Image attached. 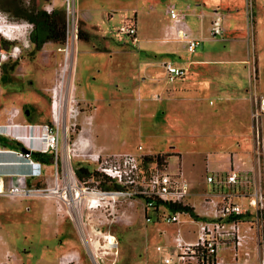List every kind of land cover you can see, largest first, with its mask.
I'll return each instance as SVG.
<instances>
[{
  "label": "rangeland",
  "instance_id": "1",
  "mask_svg": "<svg viewBox=\"0 0 264 264\" xmlns=\"http://www.w3.org/2000/svg\"><path fill=\"white\" fill-rule=\"evenodd\" d=\"M63 1L55 0L54 7L63 9ZM184 1L203 4L206 12L215 8L223 13L228 11L226 25L243 26L245 50L238 46L237 53L241 55L245 51V57L209 61L218 65L214 72L232 74L239 77L240 82L242 80L240 93H236L234 86L227 88L228 95L221 98H216L217 93L205 95L206 91H200L197 100L192 93L184 94L175 88V81L171 83L165 79L164 61L186 64L206 52L217 53L224 44L204 40L193 53H189L185 46L178 47L181 58L159 53L153 44L146 42L145 35L156 32L159 14L164 10L162 2L156 3L153 11L149 9L155 14V26L147 13L140 16L138 12V41L132 44L116 30L125 18L132 15V8L141 11L144 7L147 11L148 3L141 0H81L85 11L94 15V19L88 22L90 31L95 29L90 25H96L109 37L105 40L108 41L106 50H100L101 40L95 38L81 40L75 48L70 46L61 50L63 47L59 44L47 42L34 50L28 40V27L5 28L10 34L23 32L18 39L8 40L0 35V48L7 53L15 45L19 46L16 57H9L3 63L5 68L2 67L0 74V77L7 76L6 82L0 78V135L6 139V147L17 150L19 147L13 142L19 141L30 146L40 143L39 150L45 147L47 133L52 132L58 138L57 165L38 161L40 163L32 167L29 159L25 162L13 159L16 157L12 154L1 165L9 171L26 167L19 172L25 176V182L47 188L51 194L20 199L0 196V263L52 264L57 252L67 245L77 248L82 264H96L97 256L98 264H111L113 259L116 264H164V255L176 256L170 238L176 225H166L161 220L146 221L141 198L119 195L113 200L100 196L99 201L91 202L90 194L85 192V197H80L75 193L79 188H75L71 197L62 195L64 186L75 187L72 183L85 187L88 192L95 189L97 180L90 178L82 183L74 172L79 165L95 169L96 164L88 156L90 153L136 152L140 145V152L162 155L166 170L182 172L191 185L189 201L198 211H201L199 194L210 187L203 182V165L207 157L224 155L219 165L226 169L227 157L235 153L243 171L251 174L252 169L257 172L260 167L264 175V0H253L249 20L245 0ZM15 3L26 6L33 3L37 9H43L51 2L15 0ZM0 13L5 17L4 27L6 24L28 23L10 17L4 11L0 10ZM185 22L192 30L201 27L205 36H209L208 18L200 20L187 16ZM82 29V22L78 20L77 31ZM227 37L235 40L239 35L231 32ZM162 40L184 41L170 33ZM26 43L29 45L24 46ZM225 43L229 48L227 41ZM93 46L97 51H85L94 49ZM232 47L231 53L234 54L235 47ZM77 54L78 65L73 79ZM145 69L154 71V75L149 77ZM188 73L191 75L190 70ZM150 83H155L156 90ZM163 85L168 88L160 90ZM60 89L65 109L70 113L66 129L54 119L50 106L52 95L60 94ZM173 101L176 102L172 104ZM12 108L18 109L14 122H20L22 126H8V111ZM93 139L104 147L95 145ZM66 165L72 175L71 185L66 179ZM56 184L59 193L53 195ZM66 209L73 213L74 221L66 214ZM186 228L184 226L183 231ZM189 228L196 229L195 226ZM91 229L115 237L116 246L108 249L110 254L100 253L104 250L101 248L94 249L96 252L88 250L86 243ZM188 236L194 238L195 235ZM157 245L161 246V251L156 249Z\"/></svg>",
  "mask_w": 264,
  "mask_h": 264
},
{
  "label": "built area",
  "instance_id": "2",
  "mask_svg": "<svg viewBox=\"0 0 264 264\" xmlns=\"http://www.w3.org/2000/svg\"><path fill=\"white\" fill-rule=\"evenodd\" d=\"M62 5L66 14L65 48L63 46L61 49L64 50L71 48L72 41L77 38V18L74 0H64ZM245 7L246 17L249 20L253 12V0H245ZM43 9L50 13L54 6L49 3ZM189 9V5H186L184 10L178 9L174 3L165 5V11L171 21L169 33L184 40L188 50L193 51L200 44V40L190 37V29L185 22L186 10ZM223 19L224 13L222 11L217 8L212 9L210 22V36L212 38L223 35ZM15 25L18 24H6L5 28L7 30L18 29L10 27ZM27 25L30 26L28 27L29 33L32 24L27 23ZM116 31L130 37L132 41H136V29L133 23H122ZM28 45L29 43L24 44V46ZM15 48H19V46L15 45L10 53L1 48L0 52L7 55L8 58L16 57L17 53L14 54L13 52ZM4 62L0 63V74ZM162 67L165 79L171 83L185 74L183 67L170 61H164ZM16 114H18L17 108L8 111L7 119L10 120L8 126L20 125L19 122H14ZM26 147L29 152L24 153L19 149H9L0 142V156L5 157L13 154L19 159H29L32 167L38 165L40 162L33 161L30 155V151L35 149ZM140 149L142 148L139 145L137 152L102 153L98 151L88 154L96 164L94 171L110 183L108 188L98 187L99 180H97L95 189L88 192L85 187L76 183H73L75 187H72L70 181L69 185L71 186H64L62 195L71 197L75 188H81L83 192L93 196L90 199L91 202H97L98 198L103 196L101 194L104 193L113 194L111 197L113 200L119 195L141 198L144 207L143 217L146 221L161 220L166 225H176L175 232L170 235L176 256L164 255L162 259L164 264H264V177L260 167L257 172H253L252 169L251 174H242L240 169L234 165L229 166L224 173L206 174L204 181L210 188L204 189L199 194L201 196L199 203L201 211H198L189 201L191 186L183 173H171L166 170L165 164L158 165L155 161L144 162V156L149 154L140 152ZM36 150L38 149L36 148ZM39 150H48L52 153L53 164L57 165V136L52 132L47 133L45 147ZM4 163V160H0V165ZM67 175H69L68 171ZM69 177L71 178L72 175L70 174ZM90 178L94 179L93 177L88 179ZM87 180L82 183H86ZM114 185L119 186V188H115ZM57 186L56 184L53 195L59 193ZM46 189L26 183L25 176L21 173L0 172V196L2 197L20 199L51 194ZM168 204H190L194 213L196 212V217L183 211H172ZM184 226L187 227L186 231H183ZM190 226H195L196 229L191 230ZM189 234L195 235L194 238L189 237ZM156 249L162 250L160 245H157ZM95 261L98 264V256ZM60 263L69 264L65 263L64 260H61ZM0 264L9 263L5 261ZM111 264H116V259H113Z\"/></svg>",
  "mask_w": 264,
  "mask_h": 264
},
{
  "label": "crops",
  "instance_id": "3",
  "mask_svg": "<svg viewBox=\"0 0 264 264\" xmlns=\"http://www.w3.org/2000/svg\"><path fill=\"white\" fill-rule=\"evenodd\" d=\"M50 2L53 4V6H55V0H50ZM141 2L148 3L147 4L148 10L144 11V7H141V11H138V9L134 7V8H132V15H130L129 18H125V21L123 22V23H125V22L129 21V23L131 22L135 26L136 41H132V39L130 37L125 35L126 38L130 39V42L132 44L137 43V41H138L137 28H136V18H137L138 12H139L140 16L147 13L150 17V20L152 21L151 24H154V26H155L156 25L155 24V21H156L155 14H154V12H151L149 9H151L153 11L156 3H159V2L163 3L164 10H163V14H161V13L159 14L156 32H152V33L149 32L147 35H145L146 42L153 44L155 49L160 50L159 53H163L166 55H179V53H180L179 49L180 48H178V47L185 46L189 53H193L195 51V49L197 48V46H196L193 51H190V50H188L187 44L184 41L174 43V42H168V41L162 40L164 38V36L168 35L170 30H171L170 29L171 21L169 19V15L165 11V5L167 3H174L175 6L180 10H184L186 5H189L190 9L186 10V17L187 16H195V17L199 18L200 20L205 18V17L208 18V30L207 31L209 33V36H205L203 29L201 27H199L195 30H192L189 28L190 32H191L190 37L199 39L200 43L204 40H208V41H220L224 44L222 49L220 51H218L217 53L206 52V53L202 54V56L197 58V59L189 60V62L186 64H178V63L172 62L175 65L181 66L185 69V74L182 77L176 79L175 82L173 83L175 85V88H178L184 94L185 93H192L193 95H195L197 100L200 99L199 98V96H200L199 92L200 91H206L205 95H209L211 93H214L216 95V93H217L216 98H221V97H225L226 95H228L229 92L226 91L227 88H231L234 86V88H237L236 93H240L239 87L241 85L242 80L240 82V78L235 76V75L233 76L232 74H224V73L214 72V68L218 65L216 63L209 62L215 58L229 59L230 57H234L233 59H236L237 57L238 58L245 57L244 56L245 51L241 55L237 53L238 52L237 51L238 46H241L242 50H245V48H243L244 46L242 44L245 42L244 41L243 26L242 25H234V26L230 27V26L226 25V23H225L226 18L225 17L230 14V13H228V11L224 12V19H223L224 32H223V35L220 37L212 38L210 36V22H211V17H212V10H210L209 12H206L203 8L204 7L203 4H200V3L190 4V2H186L184 0H141ZM82 4H84V3H81V0H80V2H76V0H74V7H75V13H76L77 21L80 20L82 22V28H83L82 31L86 32L89 35V38L88 39L76 38L75 40L72 41L71 47L75 48L76 45L80 44L81 40L82 41L83 40L89 41L90 39L95 38L96 40H99V39L101 40L102 44L99 47L100 50L108 49L106 46V44H108V41H105V40L109 39V37L102 34L105 30L101 29L100 27H98L96 25H94V26L90 25L91 28L92 27L95 28L94 32L90 31L88 22H90L91 20L94 19V15L91 12L87 13L85 11L84 5H82ZM92 6L94 7L93 4H92ZM54 8H56V7H54ZM259 22L262 23V21H259ZM263 23H264V21H263ZM231 32H235L237 35H239V37H237L235 40H231L230 38L227 37V36H229V34ZM104 38H106V39H104ZM226 41H227V45L229 46V48H226L227 47L226 43H225ZM73 44H74V46H73ZM232 46L235 47L236 53L234 52V54L231 53V51H232L231 49H233ZM93 47H94V49H92V50L87 49L85 51H92V52H93V50L97 51L95 49L96 47L95 46H93ZM169 52H171L172 54H170ZM179 57L181 58L180 55H179ZM77 65H78V54H77V57L75 56L73 79H75V77H76V66ZM188 70L191 71V75H189ZM145 71L149 77H152L154 75V73H153L154 71L151 72L150 70L148 71L147 69H145ZM163 73H164V71H163ZM150 86L155 87L156 85H155V83H150ZM151 87H150V89H151ZM165 88H168V86L163 85V86H161L160 90L165 89ZM153 89L156 90V87ZM139 91L140 90H138V93H139ZM74 92L76 93V86L75 85H74ZM82 96L84 97V94H82ZM177 97H179V96H177ZM175 102L176 101H173L171 103L173 104ZM29 128H30V126H29ZM94 141L95 140L93 139L92 142L94 143ZM25 145L29 146V147H34V148H40L39 147L40 143L39 144L33 143L32 146L25 143ZM95 145H100V144L98 141L97 142L95 141ZM100 146L104 147V145H100ZM149 155H155V154L149 153ZM7 158H8L7 156H5V157L0 156V160L7 161ZM224 158H225L224 155L218 157L216 154L212 155V157H207V159L205 160V163L203 165L204 166V179H205V175L208 173H224L226 171V169H228V168L223 169L221 167V165H219V162ZM227 158H228V161L226 164L228 165V167L234 165L240 169L242 174L247 173V171H243L244 169L240 168V165L237 162L238 161L237 159H239L238 154L233 153L232 155H229ZM13 159H19V158L16 157ZM19 160H22L25 162L24 159H19ZM29 163H30V161H29ZM30 164H29V168L31 166ZM190 164H191V166L193 165L192 163H190ZM166 167H167V165H166ZM25 168L26 167H22V168H17V169L9 171L7 169V167L3 168V166L0 165V172H4L7 174L19 173V172H22V170ZM203 182H204V185H207L204 180H203ZM92 242L93 241H89V243H86V246L88 247L89 251H90V249L93 251L95 249ZM61 260H64L65 263H69V264H82V259H81L80 253L77 250V248L74 246H68L67 245L66 248H63L62 250L57 252V254L54 256V262L52 264H61L60 263Z\"/></svg>",
  "mask_w": 264,
  "mask_h": 264
},
{
  "label": "trees",
  "instance_id": "4",
  "mask_svg": "<svg viewBox=\"0 0 264 264\" xmlns=\"http://www.w3.org/2000/svg\"><path fill=\"white\" fill-rule=\"evenodd\" d=\"M14 3L15 0H0V10L6 12L10 17L22 19L32 24L29 40L33 44L34 50L40 49L47 42L57 43L60 47L64 46L66 38V14L63 9L54 8L50 13H47L44 9H37L33 3L29 6ZM77 37L78 39H88L89 35L82 30H78ZM2 67L5 68V65L3 64ZM0 78L4 82L7 81L6 75H1ZM0 142L6 144V139L1 135ZM13 144L17 147L22 146V143L19 141H14ZM30 155L33 159L45 164L54 162L53 154L46 151L31 150ZM146 161H155L158 165L165 164L162 155L159 154L144 156V162ZM74 172L80 181H85L89 177L99 180L100 187L103 189L108 188L110 184L106 178L101 177L98 172L86 166H76ZM114 187L119 188L117 185H114ZM168 207L172 211H183L196 217L194 209L190 205L168 204Z\"/></svg>",
  "mask_w": 264,
  "mask_h": 264
},
{
  "label": "bare ground",
  "instance_id": "5",
  "mask_svg": "<svg viewBox=\"0 0 264 264\" xmlns=\"http://www.w3.org/2000/svg\"><path fill=\"white\" fill-rule=\"evenodd\" d=\"M52 103H51V110H52V114L54 115V119H57L60 123V125H62L63 128L66 129L65 125L66 123L68 122L69 120V116H70V113L65 109V103L63 101V96H62V89H60V94L58 92V95H56L55 93L52 95ZM65 101H67L66 99H64ZM71 100V99H70ZM62 101V102H61ZM69 102V101H68ZM62 105V107H61ZM61 107V108H60ZM71 119V118H70ZM70 123V122H69ZM15 125V124H14ZM10 126H13V125H10ZM9 126V127H10ZM3 127H6V126H3ZM25 139H26V136H25ZM32 140V139H31ZM32 142V141H31ZM69 149V148H68ZM70 150V149H69ZM68 156L69 155V151H68ZM69 160V158H68ZM20 162V161H19ZM19 162H16L17 164H20ZM67 170L69 172V165H66V179L67 181L69 180V182L71 181L70 180V177L69 175H67ZM73 184V183H72ZM53 187L56 188V185H54ZM47 190V189H46ZM76 194L78 193L80 197H85L84 196V193L82 191L81 188L78 189V192H75ZM75 193H73V196L76 195ZM103 195V197H112L113 194H110V193H104V194H101ZM91 196V194H90ZM40 197V196H39ZM60 197V196H59ZM74 197H77V196H74ZM93 197V196H91ZM44 198H49V197H44ZM80 200V199H79ZM99 201V200H98ZM79 202V201H78ZM78 202H77V206H78ZM65 203V202H64ZM68 203H71L70 201H68ZM74 203V202H73ZM71 203V204H73ZM74 205V204H73ZM76 206V207H77ZM91 206V205H90ZM93 207H95L93 205ZM96 208V207H95ZM66 211V214L69 216V218L71 220H73L72 218H74L73 216V213L70 212L68 209L65 210ZM74 221V220H73ZM103 232V231H102ZM102 232H96L94 229L90 230L89 232V240L87 241V243H89V241H93V246L95 249H104L103 251H101L100 253L102 254H110L111 252L108 251V249H112L113 247L116 246V241H115V237L110 234V233H102ZM104 243H102V241ZM100 249V250H101ZM90 252H93V250L90 249ZM96 252V251H94Z\"/></svg>",
  "mask_w": 264,
  "mask_h": 264
},
{
  "label": "clouds",
  "instance_id": "6",
  "mask_svg": "<svg viewBox=\"0 0 264 264\" xmlns=\"http://www.w3.org/2000/svg\"><path fill=\"white\" fill-rule=\"evenodd\" d=\"M4 19H5L4 14L0 13V35H3L8 40H14V39H18L21 35L24 34L23 32L10 34L8 31L5 30V27L3 25ZM10 27L18 28V29H24V28H27L30 26L29 25H15V26H10ZM13 52H14V54L18 53L19 48H15L13 50ZM7 58H8L7 55L0 52V63H2L3 61H6Z\"/></svg>",
  "mask_w": 264,
  "mask_h": 264
},
{
  "label": "water",
  "instance_id": "7",
  "mask_svg": "<svg viewBox=\"0 0 264 264\" xmlns=\"http://www.w3.org/2000/svg\"><path fill=\"white\" fill-rule=\"evenodd\" d=\"M21 152H29V149L26 147L25 143L23 142L22 146L19 147Z\"/></svg>",
  "mask_w": 264,
  "mask_h": 264
}]
</instances>
